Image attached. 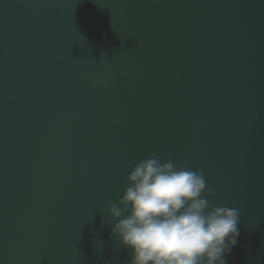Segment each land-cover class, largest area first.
I'll list each match as a JSON object with an SVG mask.
<instances>
[{
	"label": "water",
	"instance_id": "95a60500",
	"mask_svg": "<svg viewBox=\"0 0 264 264\" xmlns=\"http://www.w3.org/2000/svg\"><path fill=\"white\" fill-rule=\"evenodd\" d=\"M148 156L264 264V0H0V264H131L107 209Z\"/></svg>",
	"mask_w": 264,
	"mask_h": 264
},
{
	"label": "clouds",
	"instance_id": "9594fccd",
	"mask_svg": "<svg viewBox=\"0 0 264 264\" xmlns=\"http://www.w3.org/2000/svg\"><path fill=\"white\" fill-rule=\"evenodd\" d=\"M107 212L111 231L132 250L131 264H226L239 236L237 208L213 206L203 170L148 156Z\"/></svg>",
	"mask_w": 264,
	"mask_h": 264
}]
</instances>
